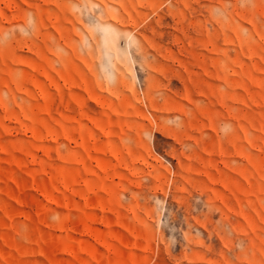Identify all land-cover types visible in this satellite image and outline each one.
I'll use <instances>...</instances> for the list:
<instances>
[{"label": "rangeland", "instance_id": "374dc122", "mask_svg": "<svg viewBox=\"0 0 264 264\" xmlns=\"http://www.w3.org/2000/svg\"><path fill=\"white\" fill-rule=\"evenodd\" d=\"M0 264H264V0H0Z\"/></svg>", "mask_w": 264, "mask_h": 264}]
</instances>
